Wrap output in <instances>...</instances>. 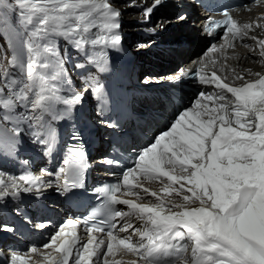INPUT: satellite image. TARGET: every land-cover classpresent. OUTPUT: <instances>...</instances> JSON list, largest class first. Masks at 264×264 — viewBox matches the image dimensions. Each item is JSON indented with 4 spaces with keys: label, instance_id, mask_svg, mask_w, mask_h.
Wrapping results in <instances>:
<instances>
[{
    "label": "snow or ice",
    "instance_id": "snow-or-ice-1",
    "mask_svg": "<svg viewBox=\"0 0 264 264\" xmlns=\"http://www.w3.org/2000/svg\"><path fill=\"white\" fill-rule=\"evenodd\" d=\"M163 2L155 0V7ZM153 11L154 7L144 9L143 23ZM121 16L111 0H0V30L13 32L20 41L19 50H14L8 62L18 68V75L0 60V156L28 166L30 161L21 159V154L31 146L43 156L53 157L61 142V121L70 123L73 141L64 148L55 172L41 169L40 175L25 171L6 178L0 172V205L8 201L22 204L25 196L40 199L48 189L61 196L75 195V190L84 187L89 163L74 122L77 106L90 93L98 101L100 123L110 129L118 124L104 119L110 110L105 85L93 77L77 91L66 64L71 50L84 59L73 68L87 71L91 65L98 72L108 71L110 51L122 48ZM223 24L227 26L224 37L228 47L233 40L247 36L227 14ZM251 27L244 25V29ZM150 31L156 34L155 28ZM257 43L259 55L264 57V39ZM215 50V45L208 49ZM189 75L198 85H214L219 91L199 92L191 107L142 150L134 167L124 171L123 185L136 200L118 198L120 183L93 190L98 198H104L110 221H125L118 232L133 227L128 217L142 221V227L121 238L112 231L117 225L108 223L105 239L93 235L105 232L102 224H94L86 229L87 237H80L76 228L81 220L68 219L45 245L54 248L57 255L49 259L46 253L44 262L36 264H69L74 250V264H125L109 259L115 252L136 257L126 264H264V75L256 73L257 79L243 81L240 86L221 82L215 72L209 76L203 69L191 74L181 71L166 79L176 83ZM151 79L146 77L143 83ZM100 163L119 165L110 157ZM137 172L143 180H160L165 196L175 193L181 199L166 200L157 191L149 193L137 179ZM45 176L50 179L46 181ZM130 177L136 180L135 188H143L157 202H138L143 197L133 191ZM197 201L198 206L193 207ZM115 205H127L128 210ZM89 219L84 218L83 223L87 225ZM12 230L7 226L0 229ZM133 236L138 239L133 241ZM81 240L86 242L81 244ZM9 251L12 255L3 257V264H29L16 249ZM37 251L36 247L31 249L32 253Z\"/></svg>",
    "mask_w": 264,
    "mask_h": 264
},
{
    "label": "bare ground",
    "instance_id": "bare-ground-1",
    "mask_svg": "<svg viewBox=\"0 0 264 264\" xmlns=\"http://www.w3.org/2000/svg\"><path fill=\"white\" fill-rule=\"evenodd\" d=\"M166 1V0H164ZM111 3L114 7H116L119 11H121V33L123 35V42L122 46L128 50H132L133 44L136 43L134 46V51H136V55L133 57L132 64L134 65V70L139 71V75L144 69H154L158 71H164L166 69V66L173 67L176 65V62L174 60L175 58V51L171 48H169V45L175 44L179 38H182L186 41L188 44V51L187 56H184V54H179L178 57H180L182 60L189 59L192 60L194 57L198 56V49L200 48L201 43L204 41V39L199 35L200 30L196 27L190 28L189 33H185L187 30H189L188 25H194L190 23V20L186 19L183 22H179V16L175 15L173 12H169L167 9L166 4H162L159 7H155V0H111ZM134 5V6H133ZM154 7V12H152L150 19H148L147 23H143L146 19L144 14V9L150 6ZM166 10V12H164ZM190 14L193 16H198V13L196 10L190 9ZM156 15H159V18L156 20ZM167 16V18H166ZM154 22V23H153ZM155 28L156 34H151V29ZM184 28V29H183ZM164 29V30H161ZM93 31H98V29H93ZM151 38L150 40H148ZM261 40V37H257L254 43L258 45V41ZM141 41V43H139ZM133 43V44H132ZM139 43V44H138ZM254 43H251L250 46L254 45ZM141 45H144L141 47ZM61 50L63 51L65 45L63 42H61ZM133 51V50H132ZM151 52H154V61L145 60L143 59L146 57V54H150ZM251 53V55L256 54V50H252L251 48L243 49L239 52L236 58V60H229L227 62H224V65L221 67L222 70L225 72V76L227 80L230 82H236V72L237 68L245 67L244 71L246 72L247 76L251 78H257L256 73H260L264 75V66H260L257 63L253 64H247L248 63V53ZM110 53H112L110 51ZM109 53V55H110ZM132 53V52H131ZM71 60L66 64V68L68 70V74L70 75L71 82L76 85L78 82H81V77H78L77 71L84 72L86 76H93L91 65H89L87 71H82L73 68V64L75 63H83L84 59L82 56L78 55L76 52L71 51ZM223 56V54H221ZM234 57V55H232ZM216 56H213L212 59H215ZM262 59V58H261ZM251 68V70H249ZM169 76V74H152L151 81L147 84L143 83L146 77H143L141 80V84L143 86L150 87L152 85H162L164 84V80H166V77ZM161 80V81H159ZM239 84V83H238ZM82 88H79L80 91ZM90 99L89 95L87 94L84 101L82 102L84 105H86L88 100ZM79 106V105H78ZM90 118L93 119V115H90ZM107 128L103 126L102 124L99 125L97 132L99 133L102 128ZM107 131V129H105ZM103 159L96 160V164H103L100 163ZM54 172V171H53ZM136 177L143 185V188H148L149 193L152 191H157L160 193L161 196H164V198L172 199L175 197L177 200L181 199L180 196H176L175 193H173L171 196H165V194L162 191L163 185L161 184L160 180L155 181H147L143 180L139 176V172H137ZM45 178H49L45 176ZM162 180L165 182L167 181L166 177H162ZM131 185L133 186V191H139L141 193V196L143 197V201L138 202H147L149 200L153 201L154 203L157 202L156 198L154 196H151L150 194H146L143 192V188L137 189L135 188L136 180H132L130 177ZM123 182V179H122ZM174 187H179V185H174ZM56 193L55 189H48L46 192H44L43 196L40 198V201L46 202L47 199L51 198ZM188 195H191V193H187ZM125 199H131L136 200L135 196H132L130 194H127V186H124V192H123ZM35 198V197H34ZM6 203H10L13 208L11 209L12 214L14 216L18 215L17 208L18 206L22 205V208L24 210H28L26 208V205L23 204H14L11 201H8ZM199 202L197 201L195 205H192L193 207L198 206ZM56 209L63 211V209H60L59 207H56ZM122 210L127 211L128 207L123 206ZM67 214L65 213L64 216ZM63 216V217H64ZM62 217V218H63ZM63 219H61L62 222ZM128 222H130L133 227L129 228L127 232L120 233L119 235L123 238L127 235H130L134 232L135 228L142 227L143 222L138 221L135 219V217H128L126 218ZM125 223V221L121 220L120 227ZM43 224H46V228H49L50 223L44 222ZM42 224H40L38 228H35V230L40 231ZM5 228V227H1ZM9 228V227H8ZM58 229L51 230V236L48 237L46 242L39 246H33L31 242L26 241L25 244H27L26 250L22 251L18 255L24 257L26 260L29 261V264H36V262H44V254H49V259L52 255H57L54 248L45 247V245L49 244L51 241V237L54 233H56ZM9 235V234H7ZM106 239V237H104ZM138 237L133 236V241L137 240ZM33 247H36L38 251L36 253H32L31 249ZM134 256L131 254L128 255H122L120 252H115L113 256H110L109 259H115L117 261L123 260L125 261V264L128 260L133 259ZM136 259V258H135Z\"/></svg>",
    "mask_w": 264,
    "mask_h": 264
},
{
    "label": "rangeland",
    "instance_id": "rangeland-1",
    "mask_svg": "<svg viewBox=\"0 0 264 264\" xmlns=\"http://www.w3.org/2000/svg\"><path fill=\"white\" fill-rule=\"evenodd\" d=\"M157 20V19H156ZM154 23V22H153ZM133 44V43H132ZM136 43H134L133 44V47H132V50H133V52H134V48H135V45ZM0 46L1 47H4V45L2 44V42L0 41ZM135 55H136V51H135ZM0 60H2L3 61V63L6 65V66H8L9 65V61H10V58H9V56L7 55V53H5L4 51H1L0 50ZM143 78H141V80H142ZM80 87V83L78 82V84L76 83V85H75V89L76 90H79L78 88Z\"/></svg>",
    "mask_w": 264,
    "mask_h": 264
}]
</instances>
